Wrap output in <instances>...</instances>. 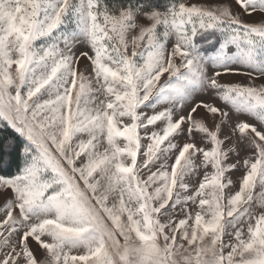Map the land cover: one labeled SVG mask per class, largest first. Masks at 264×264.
<instances>
[{
  "label": "snow or ice",
  "instance_id": "6c2138e0",
  "mask_svg": "<svg viewBox=\"0 0 264 264\" xmlns=\"http://www.w3.org/2000/svg\"><path fill=\"white\" fill-rule=\"evenodd\" d=\"M0 264H264V0H0Z\"/></svg>",
  "mask_w": 264,
  "mask_h": 264
},
{
  "label": "rangeland",
  "instance_id": "374dc122",
  "mask_svg": "<svg viewBox=\"0 0 264 264\" xmlns=\"http://www.w3.org/2000/svg\"><path fill=\"white\" fill-rule=\"evenodd\" d=\"M238 79V78H237Z\"/></svg>",
  "mask_w": 264,
  "mask_h": 264
}]
</instances>
